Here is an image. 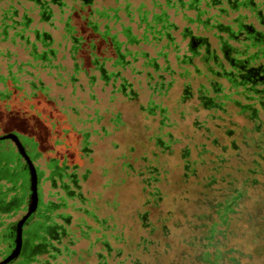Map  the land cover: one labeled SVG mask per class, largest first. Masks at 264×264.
<instances>
[{
  "label": "rangeland",
  "instance_id": "obj_1",
  "mask_svg": "<svg viewBox=\"0 0 264 264\" xmlns=\"http://www.w3.org/2000/svg\"><path fill=\"white\" fill-rule=\"evenodd\" d=\"M84 2L0 0V135L13 131L25 141L39 173L38 213L52 204L50 215L61 227L56 234L58 238L38 230V235L45 236L54 246L53 253L59 249L55 258L35 253L36 261L31 264H38V260L50 264H177L188 250L187 240L198 233L196 229L201 232L216 220L217 231L228 228V233L222 236L226 247L240 240L246 255L253 252L250 264H264V251L259 249L255 253L264 240L254 239L259 226L264 228V161L260 173L252 175L259 183L244 184L245 194L232 206L236 213L230 215L227 224L213 213L220 200L218 196L209 206V201L203 202L201 190L208 181L205 177L212 173L209 167L214 156L204 150L214 148L213 137L223 143L229 138L217 128L220 121L210 118V113L220 112L203 108L199 90L203 86L209 89L212 79H218L226 87L227 82L212 76L201 55H194L189 47V35L193 34L205 38L220 53L218 35L227 37V34L215 24H232L237 30L234 22L237 18L264 34V0H237L235 8L223 2L221 6L227 8V14L208 6L207 0L200 1L201 10H205L201 14L187 4L180 6L178 0H158L157 13L165 11L168 22L175 27L163 30L162 23H158L156 37L154 34L142 37L136 46L129 45L134 51L121 54L123 64L113 65V58L119 57L114 52L98 53L99 57H110L105 63V74L92 68L84 24L86 7L80 5ZM43 32L50 39L49 47L38 37ZM243 41L244 34L230 43L242 47ZM74 44L78 47L74 48ZM199 50L203 54L205 49ZM258 62L264 63V56L255 64ZM91 74L97 78L93 79ZM232 97L245 102L238 94L233 93ZM149 106H157L153 114L161 127L157 132L170 131L175 141L170 142L164 135L174 151L154 161L159 181L148 188L157 186L161 198H154L159 201L157 207H149V228H146L139 212L147 209L142 201L147 199L148 191L128 197L130 179L122 170L123 151L119 152L120 144L126 145L129 138L135 142L143 137L142 130L147 129L144 124L155 126L153 117H146L144 108ZM228 107L232 119L242 123L235 107L231 104ZM260 117L263 121V111ZM193 121L202 126L196 134ZM206 127L212 132L209 140L202 136ZM152 130L150 127L149 131ZM192 136L198 147L189 140ZM215 153H221L219 146L215 147ZM0 154L7 156L4 164L8 167V172L0 177V187L7 201L16 196L8 209L0 208L1 260L6 254L4 228L16 223L26 212L30 190L26 163L15 143L1 140ZM187 158L188 166H184ZM236 164L242 166L239 161ZM235 176L243 180L245 170ZM130 185L135 189L136 186ZM80 191L87 200L78 198ZM87 205H98L100 221L90 219L92 227L86 228L83 235L88 237L83 238L76 223ZM239 213L243 218L250 214L257 218L249 226L246 218H237ZM108 214L114 217L101 221ZM117 234L124 237L122 242L113 237ZM25 237L30 238L28 234ZM105 239L113 248L111 254L102 244ZM26 254L28 248L11 264H25Z\"/></svg>",
  "mask_w": 264,
  "mask_h": 264
},
{
  "label": "trees",
  "instance_id": "obj_2",
  "mask_svg": "<svg viewBox=\"0 0 264 264\" xmlns=\"http://www.w3.org/2000/svg\"><path fill=\"white\" fill-rule=\"evenodd\" d=\"M200 1L201 0H178V3L180 6H185V4H187L189 9H196L199 11L198 13L201 14L205 12V10H201L199 6ZM223 2H226L227 5L232 8H235L237 4V0H207L208 6L218 7L220 12L227 14V8L221 6ZM239 4H243V2ZM157 22L162 23L163 30H168L171 26L175 27L174 24L168 22V14L165 11L157 15ZM234 22L236 23L237 30L232 24H225L222 22L215 24V27L219 31L227 34V37H223L222 34L218 35L220 53L217 49L211 48L210 43L205 38L193 34L189 35L190 51L193 52L194 55H201L207 70L212 76L223 78L227 82L226 87L222 82L218 81V79H212L209 82V89L203 86V88L199 90V99L203 108L208 111L220 112V114L214 112L210 113V118L220 121V123L215 122L217 128L221 131L223 136L229 138L227 143H223L220 142L218 137H213L211 142L214 148L204 150L208 152V154L214 156L210 161L211 164L209 167L212 173L205 177L208 181L201 190V194L205 197L203 202L206 204L209 203L208 206L210 203H214V198L216 196L220 198L215 205L216 211L213 213L218 214V219L221 220L223 224H227L230 215L236 213V210H234L232 206L242 200L245 194L244 184L247 182L259 183L260 180L256 177L252 178V175L260 173L261 170L259 167L263 165L262 162L264 161V120L261 121L260 117V112H264V63L258 62V64H255L256 60L264 56V34L258 30V33H256V31L248 32L246 26H250V24L244 23L240 18L235 19ZM243 34L245 42L243 41L244 45L242 47L234 46L230 43V40L238 41L240 35ZM258 34H261V36ZM200 47H204L205 49L203 54L200 53ZM252 48H254V50H250ZM119 57L122 58V55L119 54ZM187 61L192 63V59ZM225 63H228V67H226ZM239 87H241V90H237ZM207 91H212L213 94L209 95ZM233 93L240 95L245 102L238 97H232ZM230 104L235 107L236 116L243 120L242 123L232 119L233 114L229 111L228 107ZM156 107L157 106H149L144 108L147 112L146 117H153V114L156 113ZM181 117L183 118L184 116ZM152 119H154L155 126L149 125V123L144 124V127H147V129L142 130L143 137L141 139H137L134 142L133 139L130 140L129 138L126 145H122L118 142L121 146L119 153L123 151L122 153L125 156L122 170L127 173L128 179H130L127 181L130 188V190H128V197H132L135 194L139 196L140 193L142 195L148 193L145 202L142 201L143 206L147 207V209L144 210V212H139L140 218L143 220L146 228H149V207H157L159 201L154 200V198L156 196L157 198H161V195L157 191V186H154V190L148 188L149 185H156L159 181V171L154 161L159 159V156L172 155L174 150L170 142L175 141L170 131H167L165 134L164 132L163 134L157 132L161 127L156 124L157 118L153 117ZM228 123L230 126H227ZM192 126L195 134L202 129V126L199 125L197 121H193ZM150 127H153L152 131H149ZM206 132L209 133L207 134ZM211 133V129L206 127L202 136L209 140L211 138ZM248 133L251 134L248 135ZM254 133H256L257 136H254ZM164 135L168 137L170 142L164 140ZM193 139L194 136L189 138L191 142H195ZM32 144L34 145L33 142ZM194 144L197 147L199 146L196 142ZM205 145L204 142L202 147L204 148ZM217 146L221 149L220 154L215 153V147ZM187 149H189V146ZM181 155H183V153H181ZM6 158L7 156L5 154H0V167L6 166L4 164ZM185 161L184 166H188L189 159L187 158ZM237 161H239V164L242 166H237ZM244 170L246 176L243 180L235 176V174H239ZM185 174L188 175L189 172L186 171ZM184 177L186 178V176ZM130 184L136 186L135 189H133ZM14 197L15 196H13L12 199ZM78 198L87 200L82 191L78 193ZM8 207L6 193L0 187V208L8 209ZM45 207V212L39 214L37 210V213L27 221L23 234L24 237L28 234L31 238L40 239V236H34L33 234V232L40 230L49 234L51 238H54L55 234L59 232L61 227L56 224L53 217L50 215V212L54 209L53 205L47 204ZM99 210L100 208L98 205H94L93 207L87 205L83 208L84 213H82V216L78 217V222L76 223V227L83 238L88 237V235H83L87 232L86 228L90 229L92 227L89 220L100 221ZM123 211H125V209H123ZM240 215L239 213L237 218L239 220L246 218L249 226L252 224L253 219L257 218V216L253 214L249 216L243 215L245 218ZM57 216H59V214ZM113 217V214H110L109 217L104 215L101 217V221L106 222ZM231 217H234V215ZM198 218L201 219V217ZM15 224L16 223H9L6 225L2 234L6 245V253L13 247ZM216 224H218L217 220L201 232L199 228L196 229L198 233L187 240L186 244L188 245V250L183 253L182 259L179 260L177 264H250L253 252L246 255L242 244H240L242 243L240 240L236 242L235 245L231 244L226 247L224 243H222V236L224 237L228 233V228L225 226L224 229L217 231L215 228ZM50 225H55V229L45 230L48 229ZM27 227L29 230H26ZM196 227L199 226L196 225ZM259 227L260 229H257V232L254 234V239L263 241L264 228L262 226ZM55 230H57V232H55ZM216 234L220 236H216ZM113 237L121 239L119 242H122L124 238L119 234ZM45 240L49 244H47L44 250L37 252V254H48L51 258H55L57 256L56 251H58L59 248L57 247L56 251L53 253L52 248L55 250L54 246L49 239L45 238ZM102 244L106 246L105 248L108 254H111L113 248L109 245V242L105 239L102 241ZM256 249L255 253L259 249L264 251V244H258ZM145 251H147L146 247ZM100 253L101 252H99V254ZM117 254L119 255L120 251H118ZM128 254L131 255V252ZM26 255L28 256L26 257L27 260L25 264L36 261L35 253H28ZM38 264L50 263L46 261L40 262L38 260Z\"/></svg>",
  "mask_w": 264,
  "mask_h": 264
},
{
  "label": "crops",
  "instance_id": "obj_3",
  "mask_svg": "<svg viewBox=\"0 0 264 264\" xmlns=\"http://www.w3.org/2000/svg\"><path fill=\"white\" fill-rule=\"evenodd\" d=\"M80 5L86 7L84 24L89 39V51L92 53V68L100 69L102 74L106 72L105 63L110 57H99L98 53L114 52L119 56L132 52L134 50H131L129 45L136 46L140 43V38H148L152 34L156 37L158 33V0H85L84 4ZM38 37L45 47L50 46L47 32L38 33ZM76 47L78 44H74V48ZM121 60L115 57L112 63L123 64L124 61ZM94 75L91 74L93 79Z\"/></svg>",
  "mask_w": 264,
  "mask_h": 264
},
{
  "label": "water",
  "instance_id": "obj_4",
  "mask_svg": "<svg viewBox=\"0 0 264 264\" xmlns=\"http://www.w3.org/2000/svg\"><path fill=\"white\" fill-rule=\"evenodd\" d=\"M5 139H10L15 143L18 153L25 160L29 174L30 194L26 212L15 224V238L13 241V247L5 256H3V258L0 260V264H10L21 255L24 239V226L28 219L38 210L39 206L38 174L31 156L29 155L24 144L20 140L19 135L15 132H8L0 135V141Z\"/></svg>",
  "mask_w": 264,
  "mask_h": 264
},
{
  "label": "flooded vegetation",
  "instance_id": "obj_5",
  "mask_svg": "<svg viewBox=\"0 0 264 264\" xmlns=\"http://www.w3.org/2000/svg\"><path fill=\"white\" fill-rule=\"evenodd\" d=\"M247 27V29H248V32H254V31H256V33H258L257 32V30L252 26V25H248V26H246ZM258 35H260L261 36V34H258ZM199 96H200V94H199ZM10 132H13V131H10ZM20 137V136H19ZM20 140L22 141V143L24 144V146H25V148H26V150H27V152L29 153V150H28V148H27V146H26V144H25V141H23V139L20 137ZM32 143V142H31ZM29 155H30V153H29ZM31 156V155H30ZM21 158H23L22 156H20ZM32 158V157H31ZM24 159V158H23ZM26 168V170H27V172H28V168H27V166L25 167ZM8 172V167L7 166H4V167H0V177H3L4 175H5V173H7ZM37 174H38V177H39V173H38V171H37ZM29 182V181H28ZM30 194V193H29ZM28 200H29V196H28ZM15 201H16V196L11 200V201H7V203H8V206H10V205H13L14 203H15ZM27 209V208H26ZM38 209H39V206H38ZM35 213H37V211L35 212ZM34 213V214H35ZM33 214V215H34ZM32 215V216H33ZM31 216V217H32ZM30 217V218H31ZM29 218V219H30ZM28 219V220H29ZM27 223V222H26ZM24 229H25V226H24ZM53 229H55V225H50V226H48V229H45V230H53ZM55 232H57V230H55ZM62 233H64L63 231H62ZM33 234H34V236H39L38 235V231L36 232H33ZM57 234V233H56ZM55 234V237L54 238H58L57 237V235ZM45 236H40V239H35V238H26V237H24V239H23V246H22V253L21 254H23L24 255V253H25V250L28 248V253L29 254H33V253H37V252H39V251H42V250H44L45 248H46V246H47V244H49L46 240H45ZM36 240H39L38 242L36 241Z\"/></svg>",
  "mask_w": 264,
  "mask_h": 264
}]
</instances>
